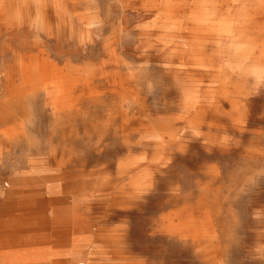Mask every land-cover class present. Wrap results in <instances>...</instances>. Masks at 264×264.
I'll return each instance as SVG.
<instances>
[{"label": "rangeland", "instance_id": "374dc122", "mask_svg": "<svg viewBox=\"0 0 264 264\" xmlns=\"http://www.w3.org/2000/svg\"><path fill=\"white\" fill-rule=\"evenodd\" d=\"M0 264H264V0H0Z\"/></svg>", "mask_w": 264, "mask_h": 264}, {"label": "clouds", "instance_id": "9594fccd", "mask_svg": "<svg viewBox=\"0 0 264 264\" xmlns=\"http://www.w3.org/2000/svg\"><path fill=\"white\" fill-rule=\"evenodd\" d=\"M221 31L223 33H226L228 35H231V32L229 30V25L227 23H222L221 26ZM233 48V53L234 55H241L242 53L246 52L248 50V45L247 44H243V43H233L232 45H230Z\"/></svg>", "mask_w": 264, "mask_h": 264}, {"label": "bare ground", "instance_id": "6f19581e", "mask_svg": "<svg viewBox=\"0 0 264 264\" xmlns=\"http://www.w3.org/2000/svg\"><path fill=\"white\" fill-rule=\"evenodd\" d=\"M259 5V4H258ZM243 13V12H242ZM246 14V13H245ZM248 20V19H247Z\"/></svg>", "mask_w": 264, "mask_h": 264}]
</instances>
